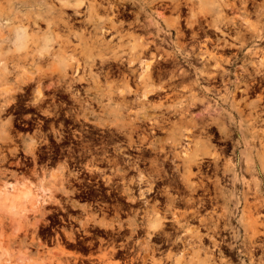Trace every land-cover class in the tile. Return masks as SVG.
Masks as SVG:
<instances>
[{"label":"rangeland","instance_id":"374dc122","mask_svg":"<svg viewBox=\"0 0 264 264\" xmlns=\"http://www.w3.org/2000/svg\"><path fill=\"white\" fill-rule=\"evenodd\" d=\"M89 1L91 0L81 2L80 9L85 11ZM43 2L47 4L52 2L57 7L59 6L55 0H43ZM255 2L254 5L251 4L249 6L251 10H249V14L251 13L252 15L250 14L251 18L248 19L250 17L248 14V17H246L248 21L242 19V16L237 17L239 11L236 9L230 10L226 7V11L227 9L228 11L230 10L229 12L227 11L228 14L224 9V14H227L224 20L235 17L238 19L239 24L231 28L233 30H226L227 35H225L228 40L229 38L231 39L229 41L233 42L234 46L221 48L215 46L213 41H211L208 45L211 47L209 49L225 59L221 61V65L217 68V71L213 67L214 61H209L208 64H205L208 68H206L205 73L209 71H220L222 73L219 75L220 80L219 78L217 79L218 76L214 78L215 80H207L204 77L205 75L197 76L194 73L193 66L198 70L202 68L201 59L198 57L193 60L192 66L187 64L183 56H179L177 58L178 60L173 61L174 63L170 62L171 64L161 61L158 66V70L160 71H156L158 73L160 72V77L157 73L158 79L154 77V80L157 83L159 82V84L163 83L165 85L167 80L169 83L167 82L165 85V93L163 90L155 92L154 95L150 93L147 97V103L145 100L141 101L135 98V95L132 93L127 94L125 100H123L122 96L117 93L120 79L118 74L113 75L114 77L116 76L115 78L113 76L110 78L113 80L112 84L117 82L113 86L114 94L112 96L107 95L108 82L101 77L99 85H95L91 81L88 83L85 82L84 84L82 82L80 84L81 87H89L90 89L88 93H82L80 101L74 100V104L69 100L73 99L69 96L70 94L66 91L64 93V89L62 90L60 87L54 88L55 90H48L47 95L50 94L49 97L51 98L48 96V98L45 97L46 99L42 100L44 103L42 101L37 102L35 104L39 105L33 104L34 107L31 103L29 104L28 97H24L20 101L18 98L14 101L7 102L0 95V193L8 191L14 195L21 190L22 192L25 190L31 191L30 196L34 197H29V200L26 199L27 201L23 197L15 198V206L0 203V264H91V261L96 260L97 256L103 252L104 246L111 241V238L105 236V232L111 230L110 227L99 225L98 221L102 220L103 224L109 223L115 207L117 208L118 205V208L122 211V217L125 220L129 218L128 216L134 214V210L138 209L140 212L141 207H144L134 201V197L138 193V184H146V181L138 182L139 176H145L146 178L144 177V179L153 183L156 180L154 183L155 191L152 192L153 194H150V196H153L151 197V202L156 198L159 200L160 205L159 203L158 205L160 208H165L164 202L166 194L162 191H164L163 187L166 183L165 179L163 180L160 177L157 166L160 167L162 165V168L171 173L172 166L170 165V158L173 153L177 151L180 157H184L180 154L181 149L175 146L173 141L182 132H186L188 128L191 129L190 136L192 140L190 141L191 147L188 150L190 152L187 155L189 156L194 152L190 156L194 157L196 156V152H201L202 158L199 160L201 167L204 163H206L204 166L209 165V168L203 166L202 170L204 173L202 176H197L195 177L196 179L193 177V179H203L209 183L208 175H210L209 177L211 179H218L220 186L217 192L218 200L213 203L215 208L212 209L211 205L207 206L206 208H211L210 213L206 208H202L203 211L201 210L204 215L208 213L214 216L213 218L217 216L221 217L219 235L222 236V239H220V236L218 237L222 243V253L216 254L217 257L225 261L223 264H264V231H261L264 230V0H255ZM207 5L205 2L202 4L196 2L194 4L195 7H183L184 12H181L180 17L181 24L182 26L184 25L183 30L187 31L184 22L187 17L194 16L191 13L192 11L196 13V16L200 13L199 17L204 23L209 21V19L216 18L217 14L213 11L206 14L208 18L203 16L202 13L205 12ZM35 6L37 7L38 5L36 4ZM130 8L136 9L135 7ZM129 9H125V11H128L126 13L123 12V16L121 14L119 16V19L123 20V25L125 24V27L122 26V32L129 31L127 20L134 19V13L132 14ZM101 10H99L100 16L107 17V11L103 9L102 11L104 12H102ZM163 10L166 18L174 20L177 17L176 12L169 9ZM67 11L72 12L71 9ZM27 15H30V12L21 9L19 2L15 0H0V46L3 55L7 59L5 69L0 71V90L3 85L2 76L4 72L9 77L15 76L19 72V68H21L19 65L25 59H30L33 52L44 46L42 37L46 26L40 20L41 15L38 10L33 13L30 19L37 18L41 21V24H39L40 27L36 28L32 24L28 25V28H30L29 31L32 34L28 41V46L22 47L14 40L16 29L20 23H27ZM72 21H74V27L76 28H74V31L82 33V38H78V36L73 35V33L70 34L64 29H56L51 34L59 39L67 38L69 45L71 44L68 49L73 50L77 55L83 56L84 52L89 49L91 42L95 39V34L99 36V33H94L92 25L86 19V15L82 17L76 16ZM241 27L247 32H243ZM208 30V35L210 37L213 36V39L222 37L214 29L212 31L208 28ZM236 30H240L241 32L239 39L235 38ZM232 31L233 34L231 33ZM250 31L251 33L256 32L255 34L258 35H252ZM175 34L174 32L171 43L163 44L166 46V49H178L177 43L181 42L185 43L186 49H189L192 43L195 42L190 37H186V39L183 37L185 41L181 40L183 38L178 39ZM198 39L203 41L204 36ZM118 40L123 41V43L127 42L125 36L120 39L115 36L112 38L113 43H117ZM196 43H198L197 40ZM74 45H76V49H72ZM57 46L58 44L55 42V48ZM225 48H227L226 51ZM217 50L220 52H217ZM110 53L108 52L107 55ZM228 59H235V63L231 64ZM47 61L49 60L42 61L43 64L42 62L36 61V64L45 67ZM199 61L200 63L198 64ZM94 70L96 69L94 68ZM181 70L188 71L187 73L189 74L187 77L181 75ZM172 74L173 76H177V79L174 77V80ZM178 75H181L183 79L185 77V79L182 80V77ZM236 75L239 76L238 79ZM101 80L104 81L102 82ZM175 81L179 82L176 83ZM132 82L131 85L134 87L135 82L133 84ZM171 82L173 83L171 84ZM180 82H182V85ZM191 84L195 87H192ZM53 91L54 94L56 93L55 95L52 94ZM48 92L50 93L48 94ZM128 96H130L131 100ZM120 97L121 99L119 100ZM160 97L163 98L161 99ZM193 97H196V106L194 103V107L191 106L192 109L188 107L185 115L184 113H178V111L180 112V108L186 106L189 98L191 99ZM52 98H55V100ZM63 99L66 101L64 102ZM183 99L185 100L183 101ZM150 103L153 104L151 105L153 107L149 106ZM70 107L72 110L69 109ZM172 108L173 110H171ZM157 110H160V112ZM188 110H191V112H188ZM70 112H75L74 116ZM196 112L199 114V117L202 116V119L196 116ZM53 114L57 116L52 117ZM204 114L205 116H203ZM70 117H76L78 120L75 118H72V120ZM182 117H184V121ZM149 118H157L160 126L155 125L152 127ZM164 119L167 121L166 123ZM170 119L173 121H169ZM143 120H146L144 121L146 126ZM72 122H75V126ZM84 122L85 124H83ZM185 122H188L189 125ZM201 122L204 124L202 125ZM147 124H149V128ZM166 124H169L170 129ZM136 126L139 128L137 129ZM155 130L158 132H155ZM139 131L142 133L141 135ZM77 133L78 135L80 134V141L78 142L77 140L79 138ZM138 138L141 140H137ZM87 139L89 142L85 144L88 141ZM133 139H136L134 141L135 143ZM90 144L94 148L92 146L90 147ZM84 147L86 150H84ZM118 147L123 149L121 151L122 153L129 155L133 153V157L131 156L132 154L130 155L132 157L131 161L133 162H125L123 160L124 155L120 153L117 149ZM87 151H90V153ZM160 151L165 152V154ZM158 153H161V155ZM83 154L87 155H84V157ZM120 154L123 157H119ZM153 156L155 159H151ZM97 157H99V161ZM213 157L216 158V162H214ZM94 158L97 159L94 160ZM116 158L120 159L117 160ZM121 159L123 162H120L122 161ZM224 165H235V167L225 170ZM195 168L197 166L193 165V170H197ZM210 168L215 171V174L214 171H210ZM205 171H207L208 175ZM166 182L169 183L167 180ZM171 184L168 185L169 191L171 190L170 193L175 194L176 192L173 190H176L180 195L189 194V190L183 188L181 183L176 184V188L175 186L173 188L170 187ZM210 186L213 188L212 182H210ZM198 190L193 195L198 196L197 191L199 194L202 193L200 195H203L202 190ZM212 193L214 194V192ZM162 194L165 195L164 199L162 197L164 195ZM256 202L260 204L258 205ZM119 203H122L121 206ZM169 229L172 230V228ZM250 239L254 243L258 240L257 242L259 244L257 242L256 244H249V242H252ZM116 240L120 242L122 239L116 238ZM208 240V238L205 239L204 244L210 246L211 242ZM206 242H209V244ZM224 243H227L229 246L224 245ZM253 246L256 250L253 249ZM258 246L260 247L258 248ZM162 248L159 253L162 257L161 260L163 261L165 258L166 260L164 259L163 262L171 264V260L166 257L168 250L165 249L164 251L166 247ZM182 252L183 258H189L190 254L182 250V248L173 249L172 256L176 257ZM252 252L254 256L250 254ZM230 257L233 258V261L230 260ZM209 264H215V262L211 261Z\"/></svg>","mask_w":264,"mask_h":264},{"label":"bare ground","instance_id":"6f19581e","mask_svg":"<svg viewBox=\"0 0 264 264\" xmlns=\"http://www.w3.org/2000/svg\"><path fill=\"white\" fill-rule=\"evenodd\" d=\"M6 1H9V0H6ZM10 1H12V0H10ZM15 1L20 3L21 9H25L27 12H30V15H27V23L21 22L19 27L16 29V33L14 35V40L18 44H20L22 47L28 46V41L32 36L31 32L29 31L30 28H28V25L32 24L36 28V27H40L39 24H41V21H39V19H37V18L30 19L32 17L33 13H35V11L38 10L39 14L41 15L40 20H42L46 26L45 30L43 31V37H42L44 40L43 41L44 46L40 47L37 51L33 52L30 59L29 58L25 59V61L23 63H21V65H19L21 68H19V72L15 76L9 77L5 74V72H4V75H3V73H1L3 75L2 76L3 85L1 87L2 89L0 90V95L7 102L14 101L18 98H19L18 100L20 101V99H22L24 97L25 98L28 97L29 98V104L31 103L32 105L37 103V102H40L42 100H45L46 99L45 97H47V96L49 97V95H50L49 94L50 92H48L49 95H47V91L52 90L54 88H58V87H60L62 90L64 89L63 90L64 93L66 91L70 94V95L69 94L68 95L71 96V98H73V99H69V100H71L72 104H74L73 103L74 100L80 101L82 93H84V92L88 93V91L90 89L89 87H86V88L81 87L80 84L82 82L84 84L85 82L88 83L89 81H91L95 85H99L101 77L104 78L106 80V82H108L107 83V87H108L107 95L112 96V94H114V90H113L114 87L113 86H115V84L117 83V82H115L114 84H112L113 80L110 79L114 74H118L120 77L119 82H118L119 83V87H118L119 89H118L117 93L122 96L123 100H125V97L127 96V94L132 93L135 95V98H138L141 101L145 100V102L147 103V100H148L147 97L150 93H153V95H154L155 92H157V91L160 92V90H163V92L165 93V91H164L166 89L165 85L168 82V80L165 83V85L163 83L159 84V82L157 83V82H155L156 80H154V77H156L158 79L157 76L159 75L160 72L158 73L156 71L158 70V66L161 63V61H164L165 63L169 64L170 62L176 61V59L179 56H183L184 59L186 60L187 64H189V65H192L193 60H195L196 57H198L199 59H201L202 68L200 70H198V69H196V67H194L192 65L194 73L197 76L198 75H202V76L205 75L204 77H206L207 80L208 79H214L217 76H218L217 79L219 78V80H220L219 75L222 74L220 71L219 72H212V71L210 72L209 71V72L205 73V70L207 68V66H205V64H208L209 61H214L213 67L216 68V71H217V68L220 67V65H221V61H223L225 59V58H222L221 55H217V54L213 53L212 50L209 49L211 47H209L208 45L211 41H213L215 46H218L221 48L234 46V43L229 41L231 39L229 38V40H228L225 37V35H227L226 30L229 31V29H231V28L237 26V24H239L238 19H237L238 16H242V19H245L246 21H248L246 17H248V14H249V10H250L249 6L251 4L254 5V3H256L255 0H91L87 4V9L85 11H83L80 9L79 6H80L81 2H83L84 0H55L57 2V4H59L58 7L52 2L47 4L46 2H43V0H15ZM196 2H198L200 4L205 2L208 4L205 12L202 13L204 17L206 16L207 13H211V11L216 12L217 16L215 19L214 18L212 20L209 19V21H206L204 23L201 21V19L199 17L200 13L198 16H196V13H194L192 11L191 13L194 16L193 17H187L186 21L184 22L186 25V28H187L186 30L188 31L187 32V31L183 30L184 25L182 26L181 21H180L181 12L183 11V7H185V6H191V8H192V6L195 7L194 4ZM36 4L38 5L37 7L35 6ZM260 6H261V4H260ZM129 7H132V8L135 7L136 9H131V8L129 9ZM226 7L229 8L230 10H235V9L238 10L239 15H237V17H235V18L224 20V18H226V15L228 14L227 13L228 9H227V11L225 9ZM127 8L129 9V11L132 12V14L134 13L133 14L134 19L131 20L130 18L125 16L126 18L130 19V21L127 20L128 25L126 24L129 27V31L122 32V30H123L122 26H124L125 24L123 25V20L119 19V16H120V14L122 15L123 12L126 13L128 10L125 11V9H127ZM160 8H162V9H160ZM68 9H71L72 12L67 11ZM100 9H102V10L104 9L107 11V17H101L100 16V13H99ZM163 9H169L173 12H176L177 17L174 20L166 18L164 16V13H163L164 10ZM224 9H225V12L227 13L226 15L224 14ZM187 10H188V8H187ZM254 10H255V8H254ZM197 11H199V10H197ZM102 12H104V11H102ZM186 12H188V11H186ZM232 13L235 14L234 12H232ZM103 14H105V13H103ZM250 14H249L250 17H248V19L251 18L252 14L251 15ZM83 15H86V19L92 25V29H93L94 33L98 32L99 36L97 34H95V39L89 45V49L84 52L83 56H80V55H77V53L74 52L73 50L68 49V47L71 44L69 45V40L67 38L59 39L58 37H54L51 34V32L56 30V29H61V30L64 29L65 31L67 30L68 33H70V34L73 33V35L78 36V38H82V36H83L82 33H77L74 31L76 28L74 27V21H72V20L76 16L82 17ZM123 15H124V13H123ZM125 15H127V14H125ZM142 16H144V17H142ZM129 17H130V15H129ZM78 22H80V21L78 20ZM205 25L207 26V28ZM208 28H210V30L214 29L215 31H217V33L221 34L220 36H222V37H216L215 39H213L212 38L213 36L210 37V35H208V33H207L209 31ZM79 29H80V27H79ZM241 29H242V27H241ZM231 30H233V29H231ZM174 32L176 33L175 36L178 39L183 38V37H185V39H186V37H190L191 39L195 40V42L193 41L194 43H192V41H190V43H192L191 48L186 49L185 43L181 42V43H177L178 49H174V50L166 49L165 48L166 46H164L163 44L164 43H166V44L171 43V39L173 37ZM235 32H236L235 38L239 39V37H241L240 30H236ZM243 32H247V31L243 30ZM231 33L233 34V31ZM250 33H251V31H250ZM255 33L256 32H252L251 34L254 35ZM213 35H214V33H213ZM255 35H258V34H255ZM114 36L118 37L119 39L122 38L123 36H125L127 38V40H126L127 42L123 43V41L118 40L117 43H113L112 38ZM203 36H204L203 41L198 39L199 37H203ZM115 40H116V38H115ZM181 40H184V38ZM196 40L198 43H196ZM73 41H75V40H73ZM186 41H188V40H186ZM55 42L58 44L57 48H55ZM72 49H76V45H74ZM226 49L227 48H225V51H226ZM218 51L219 50H217V52ZM233 51H234V49H233ZM108 52H111V53L107 55ZM45 60H49V61H47L45 67L39 66L36 64V61L42 62ZM228 61L231 64L235 63V59H228ZM199 63H200V61L198 62V64ZM210 63H212V62H210ZM6 64H7V59L3 55V51H2V48L0 46V71L5 69ZM42 64H43V62H42ZM94 68L96 70H94ZM162 68H164V67H162ZM176 69H178V68H176ZM186 70H188V69H186ZM158 71H160V70H158ZM187 72L185 70H181L180 73L182 76L187 77V75L189 74ZM157 73H158V75H157ZM154 75H156V76H154ZM174 75H175V72H174ZM181 75H178V76H181ZM172 76H173V74H172ZM119 77H117V78H119ZM159 77H160V75H159ZM174 77H176V79H177V76H173V79L175 80ZM190 77H191V75H190ZM236 78L238 79L239 76L236 75ZM184 79H185V77H184ZM184 79L182 77V80H184ZM187 80H189V79H187ZM131 81L135 82L134 87H133V85H131ZM157 81H159V80H157ZM133 82H132V84H133ZM178 82H176V83H178ZM185 82H187V81H185ZM188 82H190V81H188ZM77 83L79 84L78 86H77ZM172 83L173 82H171V84ZM181 83L182 82H180V84ZM187 84H189V83H187ZM191 86L195 87V86H193V84H191ZM213 88H214V86H213ZM179 91H181V90H179ZM57 92H58V90H57ZM59 93H60V91H59ZM52 94H54V91ZM68 95H67V97H68ZM183 95H184V93H183ZM175 96H177V95H175ZM128 97L130 99V96H128ZM49 98H51V97H49ZM55 98H52V99L55 100ZM68 98H70V97H68ZM259 98H261V97H259ZM64 99H66V98H64ZM64 99H63V101L65 102L66 100H64ZM120 99H121V97L119 98V100ZM155 99H154V101H155ZM184 100L185 99H183V101ZM151 101H152V99H151ZM157 101L159 102V100H157ZM195 101H196V97L195 98L193 97L191 99L189 98V101L186 103V106L180 108L179 109L180 112L178 111V113H184V115H185L187 108L188 107L191 108V106L194 105ZM17 103H19V102H17ZM45 103H47V102H45ZM23 104H25V103H23ZM131 104L133 105V103H131ZM35 105L38 106L39 104H35ZM53 105L55 106V104H53ZM151 105H153V104L150 103L149 106H151ZM37 106H36V108H37ZM42 106H43V104H42ZM195 106H196V103H195ZM26 107H27V105H26ZM33 107H34V105H33ZM47 107H48V105H47ZM151 107H153V106H151ZM36 108H34V109H36ZM52 108H53V106H52ZM69 109H71V107ZM49 110L51 111V109H49ZM171 110H173V108ZM157 111L160 112V110H157ZM189 111L191 112V110H188V112ZM211 111H212V109H211ZM74 113H71V114H73V116H74ZM151 113H152V111H151ZM215 113H216V111H215ZM57 114H59V112H57ZM196 114H197V112H196ZM212 114H214V113H212ZM198 115L199 114H197L196 116H198ZM201 115H202V112H201ZM54 116H57V115L53 114L52 117H54ZM64 116L66 117L65 114H64ZM160 116H159V118H161ZM203 116H205V114ZM39 117H40V115H39ZM42 118H45V117H42ZM72 118L73 119L75 118L78 120V118H76V117H72ZM72 118L70 117V119H72ZM164 118H165V116H164ZM185 118H186V116H185ZM199 118L202 119V116ZM56 119H58V118H56ZM59 119H61V117H59ZM162 119H163V117H162ZM165 119H164V121L166 123L167 119L166 120ZM182 119L184 121V117H182ZM41 121H43V120L41 119ZM144 121H146V120H143V123H144ZM149 121L152 124V127H154L155 125L160 126V123L157 120V118H153V119L149 118ZM169 121L172 122L173 120L170 119ZM185 121H187V120H185ZM188 121H190V120H188ZM202 121H204V120H202ZM177 122H179V121H177ZM74 123H73V125L75 126ZM77 123H79V122H77ZM161 123H163V122H161ZM179 123H181V122H179ZM185 123L188 124V122H185ZM201 123H202V125L204 124L203 122H201ZM79 124H81V123H79ZM83 124H85V122ZM41 125H43V124L41 123ZM108 125H109V122H108ZM147 125L149 128V124H147ZM137 126H136V128H137ZM145 126H146V124H145ZM112 127H110V128H112ZM189 127H191V126H189ZM83 128H84V126H83ZM155 129H156V127H155ZM169 129H170V127H169ZM134 131L137 132V130H135V129H134ZM140 131H139V133L141 135L142 131L141 132ZM87 132H88V128H87ZM87 132L85 131L86 134H87ZM143 132H145V131H143ZM155 132H158V131L155 130ZM190 132H191V129L188 128L186 130V132L185 131L182 132L173 141V144L175 146H178L181 149L180 154H182V156H184V157H180V155L177 153V151L173 153L172 157L170 158L171 159L170 165L172 166L171 167L172 168L171 173H169L168 170H167L168 171L167 172L164 168H162L161 167L162 165L160 167L157 166V171H158L160 177H162L163 180L165 179V183H166V185H164V187H163L164 189L162 188L164 190L162 192H164L166 194V199L164 202L165 208H163V209L160 208L159 200L156 198L153 202H151V197H153V196H150V194L153 191H155V188H154L155 184L154 183L156 182V180L153 183L151 181H148L147 179H144L145 176H139L138 177L139 183L146 181V184L143 183L144 186L141 184H138L139 185L138 190H137L138 193L136 194V197H134L135 198L134 201L138 202L139 205L141 204L144 206V207H141V209H140L141 213L139 212L138 209H136V210H134V214L132 216H128L129 218H127L125 220L122 217L123 214L121 213L122 211L118 208V206H119L118 205L117 208L115 207V210H114L113 215H112V219H111V221H109V223L103 224L102 220L98 221L99 225H104V226L106 225V226L110 227L111 230L106 231L105 236H107L108 238H111V241L109 242V244L104 246L103 252L97 256L96 260H92L91 264H167L168 262L167 263L163 262L165 258L162 261L161 260L162 257L159 255L162 247H166V248H164V251H165V249L168 250L166 257L171 260V264H209L211 261H214L215 264L225 263V261L222 258H218L216 255V254L222 253V243H221V240L219 241V237H218V236H220L219 231L221 229V217L217 216V217L213 218L214 216H211V214L209 215L208 213H205L206 215H204V213L201 212L202 208H206L209 205H211L212 209L215 208L213 203L218 200L217 192L220 189L219 182H218V179H214V180L211 179L209 177L210 175H208L207 171H205V173H207V175H208L209 183L206 182V180L204 181L203 179L195 180L196 179L195 177L202 176V174L204 173L202 168L206 163H204V164L201 163L203 165L201 167V165L199 163V160L202 158L201 152H196L195 153L196 156H194V157H190L194 152L192 154H190L189 156L187 155V153L190 152V151L188 152V150L191 147L190 141L192 140L191 136H190L191 135ZM103 134H105V133H103ZM140 135H139V137H140ZM77 136L79 138L80 134L78 135V133H77ZM82 138L85 139L83 136H82ZM125 138H126V136H125ZM133 138H137V137H133ZM212 138H213V136H212ZM139 139L140 138H138L137 140H139ZM185 139H188V140H185ZM78 141H80V138H79V140H77V142ZM134 141H136V139L135 140L133 139V142ZM88 142H89V140L87 142H85V144H87ZM124 145H125V143H124ZM170 145H172V144H170ZM91 146L92 145L90 144V147ZM132 146H135V145H132ZM117 149L120 151V153H122L121 151H123V149L121 147H118ZM84 150H86L85 147H84ZM126 151L129 152L128 150H126ZM87 152L90 153V151H87ZM160 152H163V151H160ZM117 153L119 154L118 151H117ZM163 153L165 154V152H163ZM215 153H217V152H215ZM87 154H83V156L84 155L86 156ZM100 154H102V153H100ZM122 154L124 155L123 160L125 162H129V163L133 162V161H131V158L133 157V153H131L132 155L130 154L132 157L129 154H125V153H122ZM122 154H120V156L119 155L118 156L123 157V156H121ZM218 154H220V153H218ZM88 155L90 156V154H88ZM159 155H161V153ZM94 157H95V155H94ZM139 157H142V156H139ZM97 158L99 161L100 160L99 157H97ZM97 158H94V160ZM144 158H145V156H144ZM213 158H214V162H216V158L215 157H213ZM118 159H120V158H118ZM151 159H155L154 156ZM123 160L120 162H123ZM158 161H159V159H158ZM137 163H139V162H137ZM126 164H128V163H126ZM124 165H125V163H124ZM193 165L197 166V168H195L197 170H193ZM163 166H164V163H163ZM206 166H204V167H206ZM208 166H207V168H209ZM216 166H214V167L216 168ZM234 167H235V165H230V166L224 165L225 170H228L229 168H234ZM153 169L155 170V168H153ZM210 171H214V170H211V168H210ZM214 174H215V171H214ZM214 174H212V175H214ZM160 177H158V178H160ZM193 177L195 179H193ZM206 178H207V176H206ZM166 180L169 181V183L166 182ZM160 181L162 182V180H160ZM135 182H136V179H135ZM177 182L181 183L183 188L189 190L188 195H180V194H178L179 192L177 193L176 190H173L174 192H176L175 194L170 193L171 190L169 191L168 185L170 183H172V184L175 183L173 186L171 184L170 187L173 188L175 186V188H176V184H178ZM210 182H212L213 188L210 186ZM167 183H168V185H167ZM133 188H134V185H133ZM198 189L202 190L203 195H200L202 193H200V194L198 193V191H199ZM196 190H198L197 191L198 196L193 195V193ZM21 192H22V190L20 192H18L17 194H14V195L8 191H4V192L0 193V203L8 204L9 206H15V203H16L15 198L23 197V199L26 200L29 197H31L30 196L31 191L29 192V191L24 190V192H22L23 194ZM212 192H214V194ZM220 192L223 193L222 190H220ZM162 195H164V194H162ZM162 197L164 199L165 195ZM31 198H34V197H31ZM22 201H24V200H22ZM117 202H118V199H117ZM19 203H20V201H19ZM138 203H137V205H138ZM158 203H159V205H158ZM4 204H1V205H4ZM21 204H22V202H21ZM119 204L121 206L122 203H119ZM257 204L259 205L260 203H257ZM257 204H256V206H257ZM9 208H11V207H9ZM211 208L210 209L206 208L207 210H209V213L211 212L210 211ZM169 228H172V230H170ZM203 229H204V231H203ZM261 231H264V230H261ZM255 236H258V235H255ZM116 238L117 239L121 238L122 240L120 242H118L116 240ZM207 238L211 242L210 246L204 244V240ZM220 239H222V236H220ZM256 239H257V237H256ZM250 241H252V240L250 239ZM256 242L254 243V241H252V242H249V244L250 243L256 244ZM227 243H229V242H227ZM227 243H224V245L225 244L228 245ZM207 244H209V242ZM259 247L260 246H258V248ZM179 248H182V250H185V252L189 253L190 254L189 258H183V252L181 254L177 255L176 257H173L172 256L173 249H179ZM253 249H255L254 246H253ZM164 251H163V253H164ZM253 252L250 254H252L254 256ZM227 254H228V252H227ZM231 258L232 257H230V260L233 261V258L232 259ZM217 260H219V261L217 262Z\"/></svg>","mask_w":264,"mask_h":264},{"label":"flooded vegetation","instance_id":"af4514ba","mask_svg":"<svg viewBox=\"0 0 264 264\" xmlns=\"http://www.w3.org/2000/svg\"><path fill=\"white\" fill-rule=\"evenodd\" d=\"M90 243H91V241H90Z\"/></svg>","mask_w":264,"mask_h":264}]
</instances>
